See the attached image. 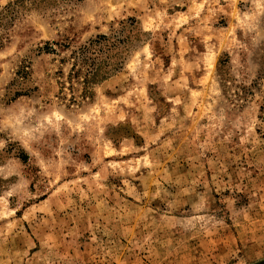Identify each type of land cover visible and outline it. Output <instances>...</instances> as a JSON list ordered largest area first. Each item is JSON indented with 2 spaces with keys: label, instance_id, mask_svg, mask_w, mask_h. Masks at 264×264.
Segmentation results:
<instances>
[{
  "label": "rangeland",
  "instance_id": "obj_1",
  "mask_svg": "<svg viewBox=\"0 0 264 264\" xmlns=\"http://www.w3.org/2000/svg\"><path fill=\"white\" fill-rule=\"evenodd\" d=\"M0 264H264V0H0Z\"/></svg>",
  "mask_w": 264,
  "mask_h": 264
},
{
  "label": "trees",
  "instance_id": "obj_2",
  "mask_svg": "<svg viewBox=\"0 0 264 264\" xmlns=\"http://www.w3.org/2000/svg\"><path fill=\"white\" fill-rule=\"evenodd\" d=\"M104 39H106V38H104Z\"/></svg>",
  "mask_w": 264,
  "mask_h": 264
}]
</instances>
